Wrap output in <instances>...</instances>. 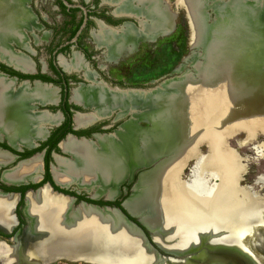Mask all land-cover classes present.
<instances>
[{"label":"bare ground","instance_id":"6f19581e","mask_svg":"<svg viewBox=\"0 0 264 264\" xmlns=\"http://www.w3.org/2000/svg\"><path fill=\"white\" fill-rule=\"evenodd\" d=\"M108 1L117 5L115 12L146 19L143 36L167 33L174 26L176 12L169 0ZM209 2L176 0L190 15L191 42L195 39L192 44L202 53H193V68L181 78L166 81L154 90L110 89L96 82L79 52L70 61L61 58L66 70L84 69L91 82L72 91L73 101L93 109L90 113H76L77 125L93 123L117 109H123L121 114L117 111L119 116L130 110L140 113L131 112L133 117L120 141L98 136L100 149L94 148L90 140H77L73 136L61 141L63 149L71 151L76 161L62 162V168L54 172L52 165L55 181L58 184L77 181L84 186L101 183L97 195L107 191L112 200L119 193L118 183L131 176L135 168L161 160L152 171L141 173L137 192L125 206L133 214L146 208L145 220L157 227L153 229L145 222L156 230L155 241L176 253L198 249L187 250L198 246L201 240L212 247H238L246 252L239 232L251 220L264 215L262 198L249 187L240 186L238 154L226 144V139L240 129L249 134L258 129L264 131V0ZM211 7L217 14L212 24L207 21L206 11L203 12ZM33 20L23 0H0V55L24 71L33 70V64L23 54H16L13 44L30 49L24 30ZM136 35L131 30L115 34L101 29L95 38L109 46V57H115L126 46H133ZM203 56L207 59L198 66V75L189 77L191 72L196 75L194 64L202 61L199 58ZM178 70H183V65ZM14 85L13 79L0 76V132L5 131L10 142L20 148L17 143L34 144L37 136L43 138L47 133L45 124L59 120V114L35 112L32 100L55 102L58 92L39 82L33 88L29 82L19 89ZM140 121L151 126H142ZM111 135L117 136L118 132ZM201 143L209 147L205 155L200 152ZM37 154L6 170L3 179L18 182L13 183L16 185L39 181L42 164ZM15 159L16 156L0 148V167L12 164ZM191 159L195 162L185 179L183 169ZM210 176H215L217 182H210ZM38 191H29L28 198V193L25 195L26 213L28 220L29 214L32 216V226L27 229L29 221L24 230L20 256L27 264L42 263L36 256L41 249L60 257L101 264L226 262L220 254L209 253L213 249L201 245L202 251L191 258L160 263L153 259L142 237L117 209L105 210L86 203L75 209L71 206L72 198L53 192L48 186L33 192ZM18 196L16 192L0 191V230L4 232H10L16 225L14 207ZM14 252L13 246L0 241L2 263L12 264ZM250 258L258 264L254 257Z\"/></svg>","mask_w":264,"mask_h":264},{"label":"flooded vegetation","instance_id":"af4514ba","mask_svg":"<svg viewBox=\"0 0 264 264\" xmlns=\"http://www.w3.org/2000/svg\"><path fill=\"white\" fill-rule=\"evenodd\" d=\"M134 1H137V0H134ZM55 2H56L55 9L60 10V12L63 15L65 14L64 20H63V23H62V26L60 27V29H65V27H70V26H72V28H76L78 21L80 19H83L81 24L79 25V27H77L78 29H77L75 35L73 37H71L70 33H68V36H67V39L65 40V42L58 44L57 46H54V48L51 49V54L49 56L48 61L44 62L43 65L40 66L39 63H37L34 59H32V57H30L27 53H25V52H28L30 54H34V51L30 45V36L27 32V29H25L24 32L28 36L29 46H30L31 50L28 48L20 47L25 52L24 51L20 52V51L16 50V48H15V51H17L15 53L16 54H19V53L24 54V57L27 58L28 60H30V62H32L33 67H34L33 71H24V70H21L19 68L15 69L14 65L12 63H9V61L5 60L1 55H0V63L6 65L8 67H11L12 69H14L18 72H21L23 74H28V75L44 74V75H48V76L56 79L58 82L57 81H46V80H42L40 78L22 77L21 75H16V74L12 73V71H10L8 69H3L1 67V65H0V76L6 77L8 79H13L15 82V85H14L15 89H19L21 87V85L23 84L24 80H26V79L30 80L29 85L32 88L35 85V83L33 82V80H35V79L41 80L42 83L49 85L50 87H53V88L57 87L58 88V91L55 88L56 91L58 92L57 96L60 98L59 101L57 100L58 101L57 104H53V102H49V104L43 105L41 108H40V106L37 107V109L34 108L35 112H43L44 110H47L48 112H50L52 114H56L57 111H60L62 113V115L58 113L59 114V118H58L59 120H57V122H55L53 124H50L51 126L49 124H45V127L47 128L49 133L47 135V138L44 141L48 140L52 136L57 138L59 135H61L64 132L66 127L63 124L66 122L67 117L69 115V112H72V125H71V127H72L73 131H66L64 137L62 138L63 140L60 139V141L62 140V142H63L64 140H67L72 135H75L76 137L75 136L74 137L77 140L78 139L79 140H82V139L86 140V138L93 140L94 139L93 133H96V132L106 133L103 135H97L96 136L98 142H96V143L95 142H89L94 148L100 149V148H102V144H101L98 136L110 137L115 142L120 141V138H121L120 136L123 137V135L125 134L124 132H125L126 124L132 119L133 116L122 127H120V130L118 131L117 136L108 134V133H111L112 131H114L115 127H117V128L119 127L120 123H117V121L114 123H109L110 121H108V120H102L101 122H98V123L93 122V123H89L86 125H77L75 122V115H76L75 113L79 111L82 114L83 113L85 114L86 111L83 110V106H84L83 104L77 103V102L72 101L70 99V97L72 96V90L74 89V88L73 89L71 88V85L73 83L74 84L79 83V85L77 86V87H79L81 85L89 86L91 83L86 84L82 80V79L88 80L87 77L85 76V70L84 69H82V70H75V69L65 70L66 68L62 64V59L60 61V64H61V66H60L57 56L61 52H67V50L70 49V47L72 45H74L77 49L80 50L77 52H79L82 55L83 60H84L85 64L87 65L90 73L92 72L95 75L96 82L104 83L110 89H116V88H120V89L147 88V89H150V88L156 87L157 85H155V84L153 86H151V85L149 86L148 84H145V86H143V84H140V83L137 84V83L127 82V81H123V80H119L117 78H114L113 76L110 75V71H109L110 69L107 68L108 64L103 63V62H113L115 64L120 65L121 61H128L127 59H129L130 57L137 56L139 51H141V46H142L143 42H146V43L154 42L155 43L158 41L159 37L170 35L173 33L177 28L176 19L178 18V15H176V18L174 20L173 29L170 30L169 32L159 34V36L157 35L156 37L154 35L151 36L150 33H148L147 36H143L142 35L143 22L146 19H143L142 16L136 15V14L135 15L134 14H125V13L120 14L118 12H115L117 5L115 3L113 4V3L109 2L108 0H90V2H87V0H85V1L84 0H56ZM104 2H106L108 4L110 3L111 5H114V9L111 11L106 9L105 6L103 4H101ZM62 3H64L66 5L65 10L67 13H64V7H62ZM135 6L139 7L138 4H135ZM79 12H80V14H78ZM74 16L76 19L75 23H72V21L68 23V21L72 20V18ZM101 29L108 30V31L115 33V34H120L124 30H128V31L131 30L132 32H136L137 35H136V39L133 42L134 44L132 47L126 46V48H124L118 56H115V57L110 56L109 57L108 56L109 46L107 44L98 43L96 38H95V35L98 34L101 31ZM58 31H59V29H58ZM62 31L63 30H60V32H62ZM86 32L87 33L89 32V34L93 38V41H92V45L90 47L84 48L80 45L79 40L83 36V34ZM14 47L15 46L13 45V49H14ZM128 47H130V48H128ZM127 53H129V54H127ZM1 57L5 61H2ZM60 58H62V57H60ZM99 58L101 59L102 63L99 62L100 61ZM186 58H188V57H186ZM70 60H67V61H70ZM131 61H132L131 63L129 62L126 64H134V66L137 65V62H133L134 61L133 59ZM7 63H9V64H7ZM52 65H55L59 70H61L60 75H58L55 72V70L52 68ZM187 65L192 66L190 63H188ZM178 66H180V65H178ZM178 66L175 68H172V70L167 74L174 77L176 75L175 73L180 74L184 71V69H187L186 66L184 65L185 67L183 68V70H178ZM68 71H81L83 77L80 76V74H78L77 72L71 73ZM63 73H65L66 75H68L70 77L66 80L63 76ZM167 74H164V75H167ZM15 78H17L16 81H15ZM163 81H161V82H163ZM151 83H155V82H151ZM66 89L69 92L68 102H66L63 98V95H64ZM122 91H124V90H122ZM133 113H135V112H133ZM58 114H56V115H58ZM127 114H131V112L127 113ZM127 114L125 116H123V118L126 117ZM73 117H74V119H73ZM118 117H120L119 114H118ZM112 127H114V128H112ZM111 128H112V130H111ZM96 129H98V131H96ZM119 132H121L120 133L121 135L119 134ZM81 137H86V138L80 139ZM8 141H10V140H9L6 132L5 131L0 132V147H2L3 149L11 150L5 146V144L10 146L8 144ZM44 141H41V143ZM59 142H58V144H59ZM58 144H57L58 150H53L51 153V155H52L51 163H53V161H54L53 172L55 169L59 170L62 168V166H60L62 162L66 163L68 161L69 162L76 161V156L71 151L63 149L62 143H61L60 147ZM17 145L19 146V145H21V143H17ZM47 149H48V145L43 147L40 151L35 152V153L43 152V158L41 157V159H40L41 164H42L41 174L43 175V178L41 179V181L44 179V175H45V157H46ZM61 149L64 150L65 152H63ZM26 150H28V149L25 148L23 151L15 150L16 152L11 150L15 154H17V158L14 160V162L12 164L2 165L0 167V180L4 183L8 184V185H3L0 182V185H3V186H0V191H2V192L16 191V192L20 193V196H18L19 201L17 200V202H16L17 204H15L16 206L14 207L15 208V212H14L15 218L17 220L15 227L10 232H4V231L0 230V239H4V242L7 245L13 246L15 252H18V251L20 252L22 249V243H23L22 240L24 237V236L22 237V234L24 232V229L28 226L29 221H30V225L27 229H29L32 226L31 225V218H30L32 216L29 214L30 217L28 220V216L26 213V206H27L28 199H27V201L25 200V195H26L25 193L29 189H33V191L37 190V188L40 187L41 185L38 187H33V186L28 187V189H26V191L24 193L23 203L21 204V200H22L21 190H22V188H20V187L26 186L28 184H34V183L29 182V183H21L19 185H16L13 183H18V182L3 179V173L12 167H15L21 159L30 157L31 155L30 156L22 155V153L25 152ZM66 152L71 153L72 154L71 157ZM35 153H33V154H35ZM54 153H57V155H58V156L55 155L56 161L54 160V156H53ZM39 154H37V155H39ZM66 155H68L70 158H67ZM51 163H50V166H51ZM138 176H139V171H137L135 173L134 179L132 181H130V182L125 181L124 183L130 184L133 182V184H134L136 179L138 178ZM129 177L130 176H128L127 179ZM23 182H25V181H23ZM45 182L50 183V189L51 190L61 191L63 193L71 195L74 199L73 205H76L80 201L93 202L95 200L100 202V203H96V204L105 205L104 202L115 201V200H122L123 201L129 195V194L127 195V193H124L122 191V189L125 188V186L123 185L124 183H121L118 195L116 197L114 196L115 199L111 200V199H109L110 198L109 193H107L106 191L102 194L97 195V188L101 185V183H97V184H94V185L88 187V186H84L81 183H78L77 181L76 182L70 181V182H65V183L59 182L60 184H56L55 182L51 183L49 180L45 181ZM10 183H12V184H10ZM61 185H63V187ZM14 187H16V188L19 187L20 189L19 190L11 189ZM33 191H30L29 193H39L40 192V191H38V192H33ZM29 193L27 194V198H28ZM92 195L94 197L97 196V198L96 199L92 198ZM106 195H107V197H106ZM123 196H125V197H123ZM27 229H26V231H27ZM26 231H25V233H26Z\"/></svg>","mask_w":264,"mask_h":264},{"label":"rangeland","instance_id":"374dc122","mask_svg":"<svg viewBox=\"0 0 264 264\" xmlns=\"http://www.w3.org/2000/svg\"><path fill=\"white\" fill-rule=\"evenodd\" d=\"M23 1H24V4L26 5V9L28 10V12L32 14V20L34 19L32 24H30V26L26 28L30 36V45L34 51V54L25 52L23 49H21L17 45L15 44L13 45L15 46L16 50L20 52L24 51L30 57H32V59H34L37 63H39L40 66H42L44 62L48 61L49 56L51 54V49H53L54 46H57L58 44L64 43L65 40L67 39L68 32H69L67 29L68 27L65 29H60V27L62 26L65 14L63 15L60 12V10L55 9L56 0H26V1L23 0ZM169 1L171 2L172 9L177 13L176 15H178V18L176 19V22H177L176 30L170 35L159 37L158 41L155 43L154 42L152 43L143 42L141 46V51H139L138 55L134 57H130L129 59H127L128 61H121L120 65L115 64L113 62H103V63L108 64L107 68L110 69L109 71H110L111 76L119 80H123L127 82H132V83H137V84L140 83V84H143V86H145V84H148L149 86L150 85L153 86L155 84L158 86L160 82L163 81L164 79L167 80V79L172 78L171 75L167 74L172 70V68H175L178 65H183V64L187 68V69H184V71L180 74L175 73L176 74L175 76H180L188 69L193 68V66H190L187 64L188 63L191 64L192 62L191 60L193 58L192 55L193 53L196 52L197 50L196 48H199V47L194 46L192 44L193 42L195 43V39H193L194 41L192 40L191 42V37H192L193 32H192V24H191L190 15L188 14L186 8L179 6L176 3V0H169ZM217 1L218 0L216 1L210 0L209 4H214ZM87 2H90V0H87ZM101 4H103L105 8L108 9L109 11L114 9V5H111L110 3L108 4L104 2ZM210 10L214 11V9L211 7V8L203 10V12L206 11L207 21H209L208 23L212 24L213 21L216 20V18L213 21L211 20L213 18L210 19L211 15L210 13L209 15L207 13V11H210ZM78 14H80V12ZM176 15H175V18H176ZM215 15L217 16L216 13ZM60 30H63V31L60 32ZM92 41H93V38L91 37L89 32L84 33L83 36L79 40L80 45L84 48L90 47L92 45ZM77 51H80V50L77 49L74 45H72L70 49L67 50V52H61L57 56L59 64L61 61L60 57L70 60L71 58H73L72 57L73 54ZM198 53L201 54L202 51L200 50V52ZM204 58L207 59L206 56H203L199 58L202 61L195 62L194 71L196 72V75H193L191 72L189 74V77H196L198 75V72L196 70L199 65H204ZM132 59L134 60L133 62H137L136 66H134V64H126L129 62L131 63ZM99 60L98 61L101 62L100 58ZM184 65H183V68L185 67ZM179 67L180 66H178V68ZM68 72H71V73L77 72L78 74H80V76H82L81 71H68ZM164 74H167V75H164ZM82 80L86 84L91 83L88 80H85V79H82ZM151 82H155V83H151ZM78 85L79 83L78 84L73 83L71 85V88L76 89L78 88L77 87ZM55 88L58 91V88L57 87ZM138 89H147V88H138ZM39 106L41 108L43 105L39 104L38 107ZM116 108H119V107H116ZM83 110L86 111V113L93 112V109L89 107L88 108L83 107ZM118 110H120V114H121L123 109H117L110 116L101 118L95 122L98 123V122H101L102 120H108L110 121L109 123H114L117 121V123L121 124L122 122H124V120L127 117H124L123 119L115 120L116 113ZM132 111L135 112V114L140 113V111L138 112V110H130L129 113ZM140 123L142 126H145V127L151 126L149 122L147 123L145 121H140ZM116 128L117 127H115V129ZM226 144L238 154L236 155L241 165V172L239 176L240 186L249 187L252 191L255 192L256 196L261 197L262 200L264 201V131H262L261 129H258L254 131L252 134H249L246 130L240 129L235 134H233L232 136L226 139ZM199 149H200V152L203 155H205L208 153L209 147L206 143H201L199 145ZM37 156H39V159H41L42 154H39ZM66 156L67 158H69L68 155ZM194 162H195L194 159H191L190 161H188L187 165L183 169V173H182L183 178L187 179L189 177V175L191 174V168L193 167ZM0 182L3 185H8L2 182L1 180ZM3 185H0V186H3ZM123 185L125 186V188H123L122 191L124 193H127V195L130 194L131 188L133 186V182L130 184L124 183ZM257 217L258 219L251 220L247 227L240 230L239 236L241 237V235L244 232H247L259 220L263 221L262 222L263 224L252 227L251 233H249L244 238V241H245V244L248 246V248L255 255L256 257L255 259L257 260L258 264H264V215H263V218L262 216L261 217L257 216ZM240 243L242 247H245L241 239H240ZM245 248L247 249V247ZM163 254L166 256L170 255L164 252ZM36 256L42 260V263L40 264H100L99 262H91V261L84 260V259L74 260V259L60 257L53 253L43 251L42 249L39 250V252H37ZM11 257L13 260L12 264H27L26 261L21 258L19 251L14 252V255ZM0 264H4V263H2V261L0 260Z\"/></svg>","mask_w":264,"mask_h":264},{"label":"water","instance_id":"95a60500","mask_svg":"<svg viewBox=\"0 0 264 264\" xmlns=\"http://www.w3.org/2000/svg\"><path fill=\"white\" fill-rule=\"evenodd\" d=\"M209 13H210V19L211 18H213V19H211L212 21L213 20H215V18H216V15H215V13H214V11L213 10H210V11H208V15H209ZM212 13V14H211ZM15 45H17V46H19V47H22V46H20V44H17V43H15ZM14 49H15V47H14ZM197 50H196V52H200V48H196ZM1 60L2 61H4L3 60V58L1 57ZM7 64H9V63H7ZM14 68L15 69H18L17 67H15L14 66ZM188 70H190V69H188ZM186 73V71L183 73V74H181L180 76H174V77H172L171 79H167V80H164L163 82H161L158 86H156V87H153V88H150V89H120V88H117L118 90H124V91H126V90H133V91H143V92H147V91H151V90H154V89H156V88H158V87H160L164 82H166V81H171V80H174V79H179V78H181L184 74ZM17 80V78H15V81ZM24 82H30V80L29 79H26V80H24ZM23 82V83H24ZM33 82L36 84L37 82H39V83H42V81L41 80H38V79H35V80H33ZM44 84V83H43ZM59 97H58V101H59ZM70 99H71V97H70ZM35 101V104L33 105L34 106V108H37L38 107V105L40 104V105H46L45 103H43V101H39V100H37V99H34V100H32V102H34ZM58 101H55V102H53V104H57L58 103ZM47 103V102H46ZM48 104V103H47ZM83 107H85V106H83ZM47 111V110H46ZM119 112V111H118ZM118 112L116 113V118H115V120H118V119H123V116H120V117H118ZM61 114L62 115V113L60 112V111H57V113L56 114ZM76 113H81V112H76ZM75 113V114H76ZM129 114H127V118L124 120V122H122L120 125H119V127L118 128H116L113 132H111V133H108V134H115L116 132H118L119 130H120V127H122L127 121H129L130 120V118H131V114L128 116ZM110 116V115H109ZM73 119H74V117H73ZM51 126V125H50ZM48 133H49V131L47 130V133L45 134V136H43V138H40V137H36L35 139H34V144H32V145H28V144H21L20 145V148H18V147H16V146H14L13 144H11L10 143V141H8V144L13 148V149H15V150H19V151H23L25 148H27V149H34V148H37L38 146H40V144H41V141H44L46 138H47V135H48ZM101 132H96V133H93V136H94V139L93 140H91V139H88V138H86V137H81V138H86L87 140H90L91 142H97V138H96V136H97V134H100ZM104 134H106V133H104ZM73 137L75 136V135H72ZM76 137V136H75ZM63 140V139H62ZM61 140V141H62ZM61 141L59 142V147H60V143H61ZM0 148H2V147H0ZM3 149V148H2ZM4 150H6V151H8V152H10L11 154H13L14 156H16V158H17V154H15L13 151H11V150H8V149H4ZM62 150V149H61ZM63 152H65L64 150H62ZM37 153H40V154H42V158H43V152H37ZM37 153H35V154H37ZM66 153H68V152H66ZM35 154H33V155H35ZM69 154V156L71 157V154L70 153H68ZM33 155H31L30 157H27V158H24V159H21L18 163H17V165L16 166H18L20 163H22L24 160H26V159H30ZM55 155H57V153H54L53 154V156H54V160H55ZM58 156V155H57ZM69 157V158H70ZM56 161V160H55ZM161 162V160H156V161H154V162H152V163H150L149 165H146V166H139V167H137V168H135V170L131 173V176L128 178V179H126L125 181H128V182H130V181H132L133 179H134V176H135V173L137 172V171H139V176H138V178L136 179V181H135V183L133 184V186H132V188H131V193L122 201V206L127 210V212L130 214V215H132V216H134V217H136L137 219H138V221L143 225V226H145L146 228H147V230L149 231V236L146 234V232L143 230V228L140 226V225H138L135 221H133V220H131L119 207H117V206H115V205H109V204H105V205H99V204H96V203H93V202H86V201H80L79 203H77L76 205H73V203H72V207H74L75 209L78 207V205L80 204V203H86V204H91V205H96V206H98V207H100L101 209H105V210H107L108 208L110 209V208H114V209H117L119 212H120V214L122 215V217L125 219V221H126V223H128L130 226H132L134 229H136V231H137V233H139V235L142 237V241H143V244H144V246L145 247H147V251H149L150 252V254L152 255V257H153V259L155 258V261H160V263H163L165 260H178V259H187V258H191L192 256H194L195 254H197V253H199L200 251H202V248L201 247H199L198 249H195V250H190V251H188V252H185V253H183V252H180V253H176V252H174V251H170V250H167V249H165V248H163L159 243H157L156 241H155V239H154V236H155V234H156V230H153L152 228H150V226L148 225V224H146L144 221H143V218H144V216L145 215H142V214H133V213H131L127 208H126V206H125V202L131 197V195H133L134 193H135V188H134V186H135V184L139 181V178H140V175H141V173H143V172H148V171H151V170H153V169H155L157 166H158V164ZM52 165H54V163H51V166H50V171H51V175H52V178H53V181L56 183V184H58L56 181H55V179H54V176H53V173H52V170H51V167H52ZM140 169H142V170H140ZM43 178V175H41V179ZM41 179L39 180V181H41ZM39 181H35V180H33V181H28L27 183H29V182H32V183H38ZM124 181V182H125ZM123 182V183H124ZM81 185V184H80ZM120 185L121 184H119V185H117V188H118V190H120ZM45 186H48L49 188H50V183L49 182H45L43 185H41L40 187H38L37 188V190H39V189H41L42 187H45ZM62 187H63V185H61ZM88 187H90V184L88 185ZM94 188V187H93ZM29 191H33V189H29V190H27L26 191V193L25 194H27ZM53 192H56L57 194H62V195H64V196H68V197H70V198H72V200H74L73 199V197L71 196V195H69V194H66V193H63V192H61V191H56V190H52ZM11 192H16V191H11ZM17 194H19V196H20V193H18V192H16ZM106 197H107V195H106ZM116 197V196H115ZM115 197L112 199V200H114L115 199ZM92 198H94V196L92 195ZM96 199V198H95ZM107 199V198H106ZM25 200H26V197H25ZM26 208H27V206H26ZM263 221L262 220H259L258 222H256L253 226H257V225H261V224H263L262 223ZM252 226V227H253ZM252 227L247 231V232H244L242 235H241V237H240V239H241V241H242V243H243V245L245 246V247H247V249L248 250H246V252L243 250V249H241V248H228V247H224V248H222V247H220L219 248V250H209V253H211V254H220L221 256H223V258H224V261H226V262H223V263H220V264H230V263H234V264H257V263H255V262H252V260H251V258H250V256H252V257H254V259L256 258L255 257V255L253 254V252L248 248V246L245 244V241H244V238L249 234V233H251V229H252ZM25 230V229H24ZM23 234H24V232H23ZM23 234H22V236H23ZM0 241H4V239H0ZM154 244H153V243ZM248 251V252H247ZM163 252L164 253H168V254H170V255H168V256H166V255H164L163 254ZM249 252L251 253V255L249 254ZM156 264H157V262H156Z\"/></svg>","mask_w":264,"mask_h":264},{"label":"trees","instance_id":"16d2710c","mask_svg":"<svg viewBox=\"0 0 264 264\" xmlns=\"http://www.w3.org/2000/svg\"><path fill=\"white\" fill-rule=\"evenodd\" d=\"M62 7H64V13H67L65 8H66V5L64 3H62ZM83 19H80L78 21V24L76 26V28H72V26L70 27H65L68 29V33H70V36L73 37L77 31V27H79V25L81 24ZM72 23H75L76 19H75V16L72 18V20L68 21ZM1 67L3 69H8L10 71H12V73L16 74V75H21L22 77H27V78H40L42 80H46V81H57L56 79L48 76V75H44V74H37V75H28V74H23L21 72H18L14 69H12L11 67H8L2 63H0ZM52 68L55 70V72L60 75L61 73V70H59L55 65H52ZM63 76L64 78L67 80L70 76L66 75L65 73H63ZM58 82V81H57ZM68 96H69V92L68 90L66 89L64 95H63V98L66 102H68ZM66 128L64 130V132L59 135L57 138H55L54 136L50 137L48 140L42 142L40 144L39 147L35 148V149H28L26 150L25 152L22 153V155L24 156H30L32 155L33 153H35L36 151H40L43 147L47 146L48 145V149H47V153H46V157H45V175H44V179L42 181H40L39 183H34V184H28L26 186H23V187H20L22 188L21 192H22V200H21V204L23 203V198H24V193L26 191V189H28V187H38L40 185H42L45 181H50L51 183H54L53 181V178H52V175H51V171H50V163L52 161V151L53 150H58V142L60 141V139H62L66 133V131H73L72 130V112H69V115L67 117V120L66 122L63 124ZM96 131H98V129H96ZM5 146L13 151H15L14 149H12L10 146L6 145ZM16 152V151H15ZM19 187H14V188H11L13 190H19L20 189ZM125 197V196H123ZM122 197V198H123ZM94 203H100L99 201H93ZM104 204H109V205H115L117 207H119L131 220L135 221L138 225H140L143 230L146 232V234L149 236V231L147 230V228L145 226H143L136 217L130 215L127 210L122 206V200H115V201H109V202H104Z\"/></svg>","mask_w":264,"mask_h":264},{"label":"crops","instance_id":"0c3cea01","mask_svg":"<svg viewBox=\"0 0 264 264\" xmlns=\"http://www.w3.org/2000/svg\"><path fill=\"white\" fill-rule=\"evenodd\" d=\"M189 161H190V160H189ZM184 168H185V167H184ZM140 177H141V176H140ZM126 179H127V178H126ZM126 179H125V180H126ZM209 179H210V182H217V178H216L215 176H214V178H213V176H212V177L210 176ZM125 180H124V181H125ZM124 181L122 180L121 182L118 183V185L121 184V183H123ZM138 182H139V181H138ZM134 188H135V191H136V190H137V184H136V186H134ZM136 192H137V191H136ZM136 192H135V193H136ZM116 196H117V195H116ZM95 197H97V196H95ZM113 198H114V197H113ZM140 213H141V214H146L145 217H144V222L148 223V222L145 220V218L148 216V215H147L146 208H143V209H141L139 212H137V214H140ZM148 224H149L153 229H154V228H157L156 226H153V225H151L150 223H148ZM156 234H157V233H156ZM156 234H155V235H156ZM201 245H204L205 248H207V249H213V250H219V248H220L219 246H218V247H217V246H213V247H212V246L208 245V243H206L205 240H201L198 246L193 247V248H188L187 250H189V249H194V248H198V247H200ZM100 264H101V263H100Z\"/></svg>","mask_w":264,"mask_h":264}]
</instances>
